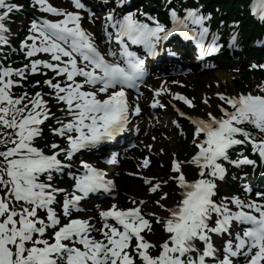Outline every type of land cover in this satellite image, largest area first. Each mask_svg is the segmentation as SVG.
Masks as SVG:
<instances>
[{
	"label": "snow or ice",
	"instance_id": "obj_1",
	"mask_svg": "<svg viewBox=\"0 0 264 264\" xmlns=\"http://www.w3.org/2000/svg\"><path fill=\"white\" fill-rule=\"evenodd\" d=\"M34 4L62 18L33 19L28 38L32 43H22L28 58L43 52L50 59H30L21 68L0 64V264H235L241 257L244 264H264V200L245 201L239 196L224 197L219 202L214 199L216 181L226 173L219 161L229 160V149L251 143L252 151L264 159V138L241 127L248 123L264 132V95L217 93L224 102L219 106L220 116L209 112L207 119L189 118L194 125L192 143L196 151L189 161H171L175 175L170 179L176 185L171 205L165 203L169 193L162 190L168 181L144 178L150 192L160 191L155 203L164 215L153 213L149 219L139 205L120 208L112 204L99 212L103 220L100 228L90 222L92 217L72 216L73 210H82L81 202L90 194L109 192L115 184L107 170L97 164L80 159L73 171L72 164L65 160L98 150L126 131L131 115L141 111L139 105L129 103L127 90H138L145 77L146 59L157 56L172 34L194 40L200 57L218 49L215 34L205 43L209 35L206 21L211 13L204 14L202 6L187 7L181 16L173 7L172 26L168 27L155 17L149 18L153 21L150 23L129 11L117 19L110 11L105 17V34L109 45L114 39L119 48L114 51L109 46L105 53L94 34L82 27L80 11L54 7L48 0H34ZM73 4L85 9L81 0H73ZM21 9L18 3L0 0V44L8 43L5 21ZM257 9L264 18V0H256L253 11ZM88 11L91 20L93 14ZM109 27L114 31H107ZM235 40L233 35L231 42ZM130 45L141 46L143 52L132 50ZM41 66L55 73L43 83L51 89L47 95L63 105L61 112L68 117L57 120L58 127L50 128L65 140V147L52 143L51 153L34 142L42 134V125L49 118L55 119L45 93L13 91L22 86L29 70L35 74ZM40 83L35 81L36 85ZM163 90L155 91L159 95ZM174 95L191 106L187 97ZM157 103L153 101V106ZM116 158L113 152L108 162ZM149 162L144 158L143 166ZM229 162L234 166L255 163L246 155ZM186 164L196 169L194 179H188ZM65 168L73 180L70 189L52 183L53 174H62ZM44 176L46 181L41 179ZM39 210L46 212V218L38 214ZM61 214L68 218L67 223H61ZM153 222L166 234L159 244L143 234L152 231ZM234 226L241 230L233 233ZM49 228L54 229L51 237L46 236ZM94 232L100 233L99 238ZM214 235H227L222 250L214 244Z\"/></svg>",
	"mask_w": 264,
	"mask_h": 264
},
{
	"label": "rangeland",
	"instance_id": "obj_2",
	"mask_svg": "<svg viewBox=\"0 0 264 264\" xmlns=\"http://www.w3.org/2000/svg\"><path fill=\"white\" fill-rule=\"evenodd\" d=\"M193 77V79L195 81H198V82H201L202 84H206V83H210L212 80H219V79H224L226 78L227 80L230 78V76H232L231 74L229 73H225V72H222L220 70H212V71H209V73H205V74H199V73H195L193 75H191ZM221 88L224 89L225 91H227V88L225 85H221ZM203 89L201 90H195V94L196 96L199 97V94L200 92L202 91ZM205 90V89H204ZM170 120V119H169ZM169 120L167 121V125H169ZM167 141L164 140L163 141V148L165 151H167V154L163 155L164 157L160 158L159 160L164 164L165 163V160H168L169 158V153H168V150H169V147L171 149H174L175 147V140L171 141V142H168L166 143ZM177 147H180L179 144H177ZM159 176H166V171H165V168H155V171ZM127 189V190H131L132 193H135L137 190H139V192H137L136 194L138 195H143V191H144V188L140 186L139 182H133L132 184H129V185H126V186H123L121 187V189ZM166 190H170V189H166ZM169 192V191H168ZM171 196V195H169ZM157 197V196H155ZM170 198V197H169Z\"/></svg>",
	"mask_w": 264,
	"mask_h": 264
},
{
	"label": "trees",
	"instance_id": "obj_3",
	"mask_svg": "<svg viewBox=\"0 0 264 264\" xmlns=\"http://www.w3.org/2000/svg\"><path fill=\"white\" fill-rule=\"evenodd\" d=\"M239 1H243V0H230V1H229L228 3H226V4H227L228 8L231 9V8H233V6H234L235 4H237V2H239ZM219 2H221V0H220ZM244 23L246 24V22H244Z\"/></svg>",
	"mask_w": 264,
	"mask_h": 264
},
{
	"label": "bare ground",
	"instance_id": "obj_4",
	"mask_svg": "<svg viewBox=\"0 0 264 264\" xmlns=\"http://www.w3.org/2000/svg\"><path fill=\"white\" fill-rule=\"evenodd\" d=\"M168 85H171L172 86V84H168ZM174 199V197L173 198H171V201H170V203H172V200Z\"/></svg>",
	"mask_w": 264,
	"mask_h": 264
}]
</instances>
